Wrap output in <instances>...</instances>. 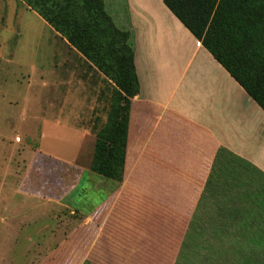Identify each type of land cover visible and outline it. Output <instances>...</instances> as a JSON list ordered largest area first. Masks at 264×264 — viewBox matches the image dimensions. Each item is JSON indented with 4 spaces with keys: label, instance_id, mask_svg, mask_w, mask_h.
<instances>
[{
    "label": "crops",
    "instance_id": "1",
    "mask_svg": "<svg viewBox=\"0 0 264 264\" xmlns=\"http://www.w3.org/2000/svg\"><path fill=\"white\" fill-rule=\"evenodd\" d=\"M121 1L108 0L106 12L129 33L139 83L122 181L85 168L70 187L71 158L16 151L5 180L12 172L16 239L27 246L1 248L0 264H255L264 252V111L162 0ZM50 160L67 166L57 189ZM89 173L111 190L87 210Z\"/></svg>",
    "mask_w": 264,
    "mask_h": 264
},
{
    "label": "rangeland",
    "instance_id": "2",
    "mask_svg": "<svg viewBox=\"0 0 264 264\" xmlns=\"http://www.w3.org/2000/svg\"><path fill=\"white\" fill-rule=\"evenodd\" d=\"M118 3L124 7L121 0ZM104 4L110 13L108 0ZM114 89L21 0H0V249L27 246L16 239L12 172L5 180L9 164L17 169L18 152L26 156L39 148L71 158L68 178L72 187L82 170L90 169L95 135L107 122ZM47 168L54 169V187L59 188L67 166L50 160ZM86 175L88 210L111 187L102 185L94 174ZM80 190L71 200L83 196ZM72 211L68 214L76 217V208ZM33 222L25 224L26 232L39 228V217ZM23 223L19 227L18 222V230ZM255 264H264V252L255 257Z\"/></svg>",
    "mask_w": 264,
    "mask_h": 264
},
{
    "label": "trees",
    "instance_id": "3",
    "mask_svg": "<svg viewBox=\"0 0 264 264\" xmlns=\"http://www.w3.org/2000/svg\"><path fill=\"white\" fill-rule=\"evenodd\" d=\"M168 10L264 111V0H162ZM114 85L106 124L96 133L90 170L123 178L131 98L139 92L129 33L104 0H21Z\"/></svg>",
    "mask_w": 264,
    "mask_h": 264
}]
</instances>
